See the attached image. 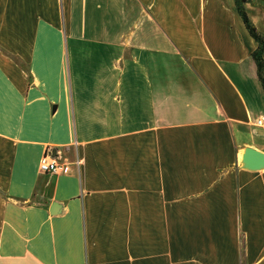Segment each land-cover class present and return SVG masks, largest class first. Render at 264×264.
<instances>
[{
  "label": "crops",
  "instance_id": "1",
  "mask_svg": "<svg viewBox=\"0 0 264 264\" xmlns=\"http://www.w3.org/2000/svg\"><path fill=\"white\" fill-rule=\"evenodd\" d=\"M256 47L234 0H0V264H264Z\"/></svg>",
  "mask_w": 264,
  "mask_h": 264
},
{
  "label": "trees",
  "instance_id": "2",
  "mask_svg": "<svg viewBox=\"0 0 264 264\" xmlns=\"http://www.w3.org/2000/svg\"><path fill=\"white\" fill-rule=\"evenodd\" d=\"M246 3H247L246 0H234L237 14L241 18V21L248 35L257 44L256 49L251 54V59L255 63L257 78H258V81L261 85V88L264 94V60H263L264 38L260 35L256 27L253 25V23L248 18L244 10V4Z\"/></svg>",
  "mask_w": 264,
  "mask_h": 264
},
{
  "label": "built area",
  "instance_id": "3",
  "mask_svg": "<svg viewBox=\"0 0 264 264\" xmlns=\"http://www.w3.org/2000/svg\"><path fill=\"white\" fill-rule=\"evenodd\" d=\"M252 125L261 130L264 136V117L257 118ZM65 166L60 154L51 148H47L39 160L38 170L41 174H62L65 171Z\"/></svg>",
  "mask_w": 264,
  "mask_h": 264
},
{
  "label": "water",
  "instance_id": "4",
  "mask_svg": "<svg viewBox=\"0 0 264 264\" xmlns=\"http://www.w3.org/2000/svg\"><path fill=\"white\" fill-rule=\"evenodd\" d=\"M246 155L248 157H250L251 159H259L260 161H262V160L264 161V154H261L259 152L254 151V150H248L246 152ZM57 209H58V207L54 204V205H52V208L50 211L52 214H54L55 211H57Z\"/></svg>",
  "mask_w": 264,
  "mask_h": 264
}]
</instances>
